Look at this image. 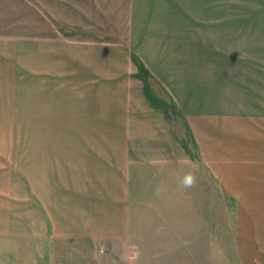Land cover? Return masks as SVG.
I'll list each match as a JSON object with an SVG mask.
<instances>
[{
    "label": "rangeland",
    "instance_id": "1",
    "mask_svg": "<svg viewBox=\"0 0 264 264\" xmlns=\"http://www.w3.org/2000/svg\"><path fill=\"white\" fill-rule=\"evenodd\" d=\"M36 1L34 38L58 29L80 39L84 75L80 88H12L0 77V208L29 193L31 134L80 133V152H68L80 159V182L59 190L82 204L63 224L106 232L125 224L117 231L143 248L129 263L264 264V0L163 13L157 0H142L134 16L155 26L141 30L126 27L128 0H111L115 29L90 0ZM94 2L108 11L107 0ZM29 8L0 0L4 35L29 36ZM7 56L0 72L11 73ZM117 195L128 199L129 217L102 219Z\"/></svg>",
    "mask_w": 264,
    "mask_h": 264
},
{
    "label": "crops",
    "instance_id": "2",
    "mask_svg": "<svg viewBox=\"0 0 264 264\" xmlns=\"http://www.w3.org/2000/svg\"><path fill=\"white\" fill-rule=\"evenodd\" d=\"M112 1L113 5L117 2ZM157 1L160 6L158 12L162 13L169 11L170 7H173V11L174 7H184L180 10L187 12L191 10L188 7L207 4V0ZM90 2L91 11L98 13L99 17L102 15L105 22L103 26L115 29L116 24L110 18L111 0L106 2L109 6L107 12L100 6L97 7L94 0ZM140 2L142 0H128L130 16L126 27L129 29L141 30L155 26L151 24L153 21L147 18L134 16V13L141 12L138 9L142 5ZM208 4L211 5V0H208ZM29 7V36L23 35L19 31L20 28L11 37H7L0 30V61L6 62L7 55L11 58L8 60L12 61L11 73L1 71L0 77H10L6 81H10L12 88H80V78L84 75L80 70V39L71 43L58 29H54L55 34L44 35L41 41L37 40V37L35 39L38 28L37 1L29 0ZM194 19L201 23V27H207L202 24L207 21L198 20L197 16ZM42 23L55 28L51 22ZM39 53H43L44 57H40ZM26 65L27 85L24 80ZM38 77H46L47 83L37 86L34 80ZM3 85L5 83L2 79L0 86ZM31 135L29 141L32 143L28 145L31 154L28 170L29 193L24 197H11L12 203L7 205L12 204V207L0 208V264H136L129 263L135 259L132 254L142 252L143 248L141 245L140 250L134 249V246L129 244L131 242L123 238L127 233L117 231L124 229L125 224L116 223L118 229L106 232L92 227L86 228L80 223L70 226L61 222L73 220L71 215L74 213L80 214L82 201H70L66 192L65 195L60 192L70 188V179L71 183L80 182V159L72 158L73 156L68 154L69 150L80 152V133ZM53 141L77 143L57 145L51 143ZM76 157H79L78 154ZM19 181L20 177L17 182ZM76 187L80 188V185ZM97 203L100 205L102 202L97 199ZM25 204L28 206L27 211H22L19 206ZM107 204L115 206L108 213L111 215L102 219L121 222L129 217L127 212L123 213L128 204L126 197L117 195L113 200L109 198ZM75 219L80 222V218Z\"/></svg>",
    "mask_w": 264,
    "mask_h": 264
},
{
    "label": "clouds",
    "instance_id": "3",
    "mask_svg": "<svg viewBox=\"0 0 264 264\" xmlns=\"http://www.w3.org/2000/svg\"><path fill=\"white\" fill-rule=\"evenodd\" d=\"M195 183V177L192 174L185 176L183 184L185 187H191Z\"/></svg>",
    "mask_w": 264,
    "mask_h": 264
}]
</instances>
